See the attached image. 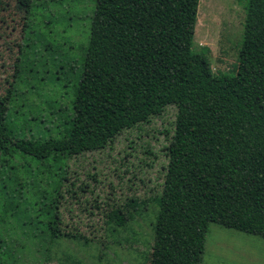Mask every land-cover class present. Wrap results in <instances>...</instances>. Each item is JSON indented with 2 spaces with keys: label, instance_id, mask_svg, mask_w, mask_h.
Listing matches in <instances>:
<instances>
[{
  "label": "trees",
  "instance_id": "1",
  "mask_svg": "<svg viewBox=\"0 0 264 264\" xmlns=\"http://www.w3.org/2000/svg\"><path fill=\"white\" fill-rule=\"evenodd\" d=\"M197 5L93 0L62 129L42 139L16 138L3 114L0 189L12 192L20 185L5 174L17 168L13 151L31 156L51 179L50 191L37 190L29 203L50 215L38 232L56 240L63 235L54 223V204L67 158L104 149L122 130L148 123L171 105L161 190L149 198L155 211L148 264H199L209 223L264 239V0H246L232 75L212 72L204 50H191ZM53 164H63L58 176ZM16 206L6 201L1 212L13 214Z\"/></svg>",
  "mask_w": 264,
  "mask_h": 264
},
{
  "label": "rangeland",
  "instance_id": "2",
  "mask_svg": "<svg viewBox=\"0 0 264 264\" xmlns=\"http://www.w3.org/2000/svg\"><path fill=\"white\" fill-rule=\"evenodd\" d=\"M245 3L198 0L191 50H204L214 73L236 70ZM92 9L93 0H0V120L7 112L16 138L42 139L62 129ZM174 116L175 107L166 106L104 149L66 159L54 204L58 240L37 231L50 215L29 205L37 190L50 191L51 179L31 156L13 151L17 168L5 174L20 187L0 189V208L17 204L13 214L0 209V264H148L155 211L149 198L161 190ZM62 169L51 166L55 176ZM199 264H264V239L209 223Z\"/></svg>",
  "mask_w": 264,
  "mask_h": 264
}]
</instances>
